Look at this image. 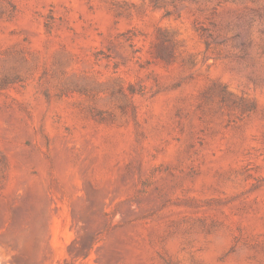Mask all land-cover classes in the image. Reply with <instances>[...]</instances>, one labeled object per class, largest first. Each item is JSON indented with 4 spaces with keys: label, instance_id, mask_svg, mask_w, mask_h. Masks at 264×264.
I'll return each mask as SVG.
<instances>
[{
    "label": "rangeland",
    "instance_id": "obj_1",
    "mask_svg": "<svg viewBox=\"0 0 264 264\" xmlns=\"http://www.w3.org/2000/svg\"><path fill=\"white\" fill-rule=\"evenodd\" d=\"M0 264H264V0H0Z\"/></svg>",
    "mask_w": 264,
    "mask_h": 264
}]
</instances>
